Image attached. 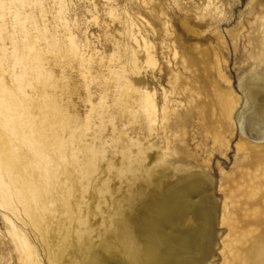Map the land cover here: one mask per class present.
<instances>
[{
    "label": "rangeland",
    "instance_id": "obj_1",
    "mask_svg": "<svg viewBox=\"0 0 264 264\" xmlns=\"http://www.w3.org/2000/svg\"><path fill=\"white\" fill-rule=\"evenodd\" d=\"M53 1L30 0L21 6V11L29 14L25 23L29 33L20 24L14 30L9 15L3 21L8 24L5 30L10 27L16 34L13 40L0 36V70L21 62L16 68L18 76L5 75L7 82L21 85L28 95L39 93L34 96L38 105L33 111L39 116L49 114L50 131L58 129L55 104L61 88L77 89L74 96L65 95L64 101L71 107L76 104L83 119L90 113L93 125L101 108L98 104L106 77L103 66L113 55L117 61L129 50L137 52L141 63L147 60L144 51L127 38V26L133 23L154 59L134 79L141 81L138 86L156 94L155 146L162 152L169 148L172 162L204 175L211 184L207 196L216 208L215 248L205 264H264V117L257 111L263 102L249 98L251 90L264 87V0ZM71 37L89 60L87 79L77 75L76 59L69 52ZM31 46L37 52L31 51ZM14 47L20 56L16 61ZM32 65L36 68L31 69ZM46 69L53 70L52 74L47 75ZM63 72L69 79H61ZM1 73L0 84L4 83ZM87 83L94 94L92 102L98 105L93 113L85 103ZM115 124L112 133L113 126L105 120L96 147L114 139L117 150L128 149L121 123ZM130 129L127 134H132ZM107 151L108 160L117 157L111 148ZM107 159L99 167L101 175L107 171ZM136 170L137 165L132 166L124 180L141 192L149 191L153 187L149 174L135 181ZM116 184L111 182L114 187ZM143 213L150 215L148 208ZM8 219L26 236L41 264H50L38 232L1 206L0 264H27L11 236ZM143 221L146 228L151 227L148 217ZM146 230L138 226L137 235L142 238ZM119 240L117 236L113 248L120 255H102L100 264L132 262Z\"/></svg>",
    "mask_w": 264,
    "mask_h": 264
},
{
    "label": "bare ground",
    "instance_id": "obj_2",
    "mask_svg": "<svg viewBox=\"0 0 264 264\" xmlns=\"http://www.w3.org/2000/svg\"><path fill=\"white\" fill-rule=\"evenodd\" d=\"M28 2L0 0L2 38L6 35L13 40L16 34L10 27L5 30L8 24L3 21L8 15L14 30L20 24L29 33L25 25L29 14L21 11V6ZM129 25L128 32L125 31L127 38L144 51L147 60L141 63L137 52H130L128 48L127 55L117 61L113 55L103 63L106 77L98 104L101 108L93 125L95 120L92 121L90 113L83 119L76 104L71 107V103L64 101L65 95L73 91L76 94L77 87L71 92L62 87L55 104L58 129H48L52 124L49 114L39 116L33 111L35 104L38 105L34 96L39 93L28 95L21 85H10L5 79L6 74L18 76L16 68L21 62L16 61L20 58L16 47L13 52L16 63L0 70L4 80L0 84V206L7 208L17 220L28 221L38 232L50 264H100L102 255H120L113 248L117 236L120 237L118 244L123 245L132 260L130 264H205L212 256L216 208L207 196L211 184L204 175L172 162L169 148L162 152L155 146L156 94L138 86L141 81L134 79L154 59L144 37L133 23ZM70 41L69 52L76 59L77 75L87 79L89 60L72 37ZM29 48L37 52L32 46ZM35 68L32 65L31 69ZM52 71L46 69V74L51 75ZM64 75L63 72L62 80L69 79ZM87 84L85 103L93 113L98 105L93 104L94 94ZM249 98L263 102L257 111L264 117V87L251 90ZM105 120L113 126L112 133L116 132L115 122L121 123V134L129 141L127 150H117L114 139L111 144L106 141L101 142L100 148L96 147ZM128 127L132 134H127ZM108 147L117 155L112 161L107 159ZM106 159L108 168L101 175L99 167ZM134 165H137L135 181L149 174L153 183L149 191L141 192L124 180ZM112 181L117 182L115 187ZM147 208L149 216L143 213ZM140 215L144 219L139 220ZM146 217L151 227L146 228L143 223ZM8 221L21 258L27 264H41L26 236ZM138 226L147 229L142 238L137 235Z\"/></svg>",
    "mask_w": 264,
    "mask_h": 264
}]
</instances>
